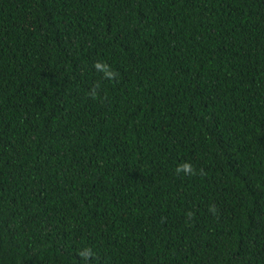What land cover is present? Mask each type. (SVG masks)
<instances>
[{"label": "trees", "instance_id": "16d2710c", "mask_svg": "<svg viewBox=\"0 0 264 264\" xmlns=\"http://www.w3.org/2000/svg\"><path fill=\"white\" fill-rule=\"evenodd\" d=\"M0 264H264V0H0Z\"/></svg>", "mask_w": 264, "mask_h": 264}, {"label": "clouds", "instance_id": "9594fccd", "mask_svg": "<svg viewBox=\"0 0 264 264\" xmlns=\"http://www.w3.org/2000/svg\"><path fill=\"white\" fill-rule=\"evenodd\" d=\"M188 168H189V166H188V165H186V166H185V169L187 170Z\"/></svg>", "mask_w": 264, "mask_h": 264}]
</instances>
